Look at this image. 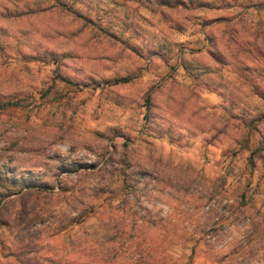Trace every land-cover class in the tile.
<instances>
[{
  "label": "rangeland",
  "instance_id": "374dc122",
  "mask_svg": "<svg viewBox=\"0 0 264 264\" xmlns=\"http://www.w3.org/2000/svg\"><path fill=\"white\" fill-rule=\"evenodd\" d=\"M0 264H264V0H0Z\"/></svg>",
  "mask_w": 264,
  "mask_h": 264
},
{
  "label": "crops",
  "instance_id": "0c3cea01",
  "mask_svg": "<svg viewBox=\"0 0 264 264\" xmlns=\"http://www.w3.org/2000/svg\"><path fill=\"white\" fill-rule=\"evenodd\" d=\"M200 14H203L202 17L199 19L200 23H199V29H197L196 32H198V34L191 36V41H190V44H189V47L191 49L193 48H196V49H199V50H203L205 49V46H206V43H207V34L205 32V30H207L210 26H212V24L209 22H206L204 21L205 19V16L208 14L207 10H204L201 9L200 10ZM216 22V21H215ZM194 27L191 26L190 28V34L193 33V29ZM212 94V93H211ZM211 94H208L207 95H211Z\"/></svg>",
  "mask_w": 264,
  "mask_h": 264
}]
</instances>
